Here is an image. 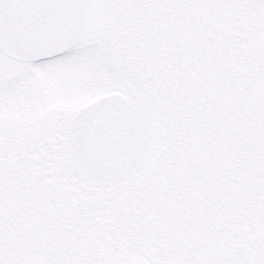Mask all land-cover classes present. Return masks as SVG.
<instances>
[{
    "label": "snow or ice",
    "instance_id": "1",
    "mask_svg": "<svg viewBox=\"0 0 264 264\" xmlns=\"http://www.w3.org/2000/svg\"><path fill=\"white\" fill-rule=\"evenodd\" d=\"M0 264H264V0H0Z\"/></svg>",
    "mask_w": 264,
    "mask_h": 264
}]
</instances>
